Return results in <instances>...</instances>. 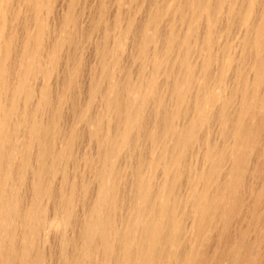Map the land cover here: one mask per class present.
<instances>
[{"label": "rangeland", "instance_id": "rangeland-1", "mask_svg": "<svg viewBox=\"0 0 264 264\" xmlns=\"http://www.w3.org/2000/svg\"><path fill=\"white\" fill-rule=\"evenodd\" d=\"M263 12L264 0H0L1 104L10 109L1 127L0 201L12 205L0 226V263L123 264L116 257L142 212L141 183L148 202L170 210V219L158 217L164 233L178 226L177 242L153 250L169 256L165 264H264V72L253 83L255 52L244 45ZM33 126L45 128L35 140ZM187 130L190 139L176 148L175 136ZM240 131L252 136L242 145ZM232 144L243 161L234 162ZM208 155L220 160L205 186ZM162 156L176 160L179 173L164 198L162 167L154 165ZM102 185L108 191L100 193ZM191 187L218 199L198 230L189 222ZM107 196L114 207L101 211ZM33 199L40 223L23 238L21 213ZM102 217L113 223L114 251L105 259L96 238L84 237Z\"/></svg>", "mask_w": 264, "mask_h": 264}, {"label": "bare ground", "instance_id": "bare-ground-1", "mask_svg": "<svg viewBox=\"0 0 264 264\" xmlns=\"http://www.w3.org/2000/svg\"><path fill=\"white\" fill-rule=\"evenodd\" d=\"M221 1V0H220ZM213 6V5H212ZM203 7V6H202ZM220 7V6H219ZM201 8V7H200ZM208 9V8H207ZM229 12H232V8H228ZM226 10V9H224ZM208 11H210L208 9ZM1 17V16H0ZM2 24V22H1ZM248 26V25H247ZM246 27H245V29ZM255 39L253 38V41H249L246 40L244 41V45L247 47H250L251 49L254 50L255 52V60L252 64V70L254 72V79H253V83H258V81L260 80L261 76L263 75L264 72V45H263V38H264V12L262 13V16L260 18V22L257 24V26L255 27ZM2 32V31H1ZM0 32V33H1ZM245 32V31H244ZM2 34V33H1ZM99 37V36H98ZM1 38V37H0ZM249 39V37H248ZM240 43V42H239ZM57 46V45H56ZM54 48V46H53ZM5 47L2 49V52L4 51ZM6 50V49H5ZM50 51V50H49ZM0 52H1V48H0ZM1 52V53H2ZM5 53V52H4ZM2 55V54H1ZM29 55V54H28ZM4 59L0 56V139H2V131H1V127H2V123L5 119L6 116H8L9 113V108H5V106L3 104H1V99L4 98V94L3 91L6 90L3 87V78H2V63H3ZM26 67V66H25ZM23 69V67H21ZM24 71V70H23ZM27 72H29V68L27 70ZM20 73V72H17ZM25 73V72H24ZM16 76V74H15ZM244 76V75H243ZM264 77V76H262ZM17 78V77H16ZM18 79V78H17ZM201 79V77H200ZM19 82V80H18ZM17 82V84H18ZM181 83V82H180ZM20 84V83H19ZM178 86V85H177ZM16 87V86H15ZM155 88V87H154ZM173 88V87H172ZM18 89L15 88V91ZM216 91V90H215ZM214 91V92H215ZM8 92V91H7ZM11 92V91H10ZM203 92V91H202ZM207 92V91H206ZM205 92V95H206ZM239 92V91H238ZM16 93H14L13 95H15ZM176 94V91H175ZM219 94V93H218ZM240 94L242 95L241 97V107L246 106V101H247V97H248V92L246 90H240ZM6 95V94H5ZM10 95V94H9ZM148 95V94H147ZM152 95V94H151ZM202 95V94H201ZM217 95V94H216ZM239 95V94H238ZM18 96V95H17ZM15 96V97H17ZM9 97V96H8ZM215 98V96H213ZM206 98V96H205ZM213 98V100H214ZM220 98V96H219ZM217 98V99H219ZM12 99V98H11ZM8 100V99H7ZM13 100V99H12ZM211 100V98H210ZM250 100V99H249ZM3 102V101H2ZM212 102V101H210ZM215 102V100H214ZM5 104V103H4ZM179 104V102H178ZM246 104V105H245ZM11 105V104H10ZM253 106V105H252ZM247 107V106H246ZM260 107V106H259ZM258 107V108H259ZM120 108V107H119ZM124 108V107H123ZM124 111V110H123ZM182 112V111H181ZM122 115V114H121ZM254 115V114H253ZM135 117V116H134ZM29 119V118H28ZM240 120V119H238ZM133 121V118L129 117L127 120V123L129 124V126H131V122ZM125 122H123L124 124ZM245 123V122H244ZM168 125V124H167ZM234 125V124H233ZM244 125V124H243ZM246 125V124H245ZM31 126V124L29 125ZM44 127V126H43ZM169 127V126H168ZM172 127V126H171ZM235 127V126H233ZM49 128V127H48ZM47 128V129H48ZM165 128V127H164ZM170 128V127H169ZM251 128V127H249ZM50 129V128H49ZM26 130V129H25ZM45 130L42 128L39 129H35L34 126L30 127L29 129L27 128V131L29 133V136L31 138H33L36 133H42V131ZM234 130V129H232ZM49 131V130H48ZM228 131V130H227ZM46 133V132H45ZM227 133V132H226ZM252 133L251 135H254V132L251 130ZM44 134V133H43ZM48 134V133H47ZM47 134H45L47 136ZM237 138H239L241 140L240 145L244 144V142H247L250 138H252V136H246V134L244 133H237ZM10 136V135H9ZM190 131H185L181 134H178L175 136V147L176 148H182L187 141L190 139ZM45 137V136H44ZM43 137V138H44ZM224 137H225V133H224ZM26 138V136H25ZM42 138V137H41ZM34 139V138H33ZM37 139V138H36ZM35 140V139H34ZM38 140V139H37ZM42 140V139H41ZM40 140V141H41ZM119 141V140H118ZM27 142V141H26ZM29 142V141H28ZM33 142V141H32ZM42 143V142H40ZM44 143V142H43ZM42 143V144H43ZM121 143V142H120ZM32 144V143H31ZM35 144V143H34ZM173 144V143H172ZM253 144V143H252ZM45 145V144H43ZM240 145L237 144H232L231 145V156L233 157V160L235 163H239L241 161H243V151L240 148ZM250 145V144H249ZM10 146V145H9ZM34 146V145H33ZM41 146V145H40ZM212 146V145H211ZM43 147V146H42ZM253 147V146H252ZM226 148V147H225ZM41 149V148H40ZM46 149V148H45ZM172 149V148H171ZM249 149V148H248ZM47 150V149H46ZM162 151V150H161ZM164 151V150H163ZM169 148H168V154H169ZM36 152V151H35ZM182 152V151H181ZM229 152V151H228ZM248 152V151H247ZM40 153V152H39ZM48 153V152H47ZM42 154V152L40 153V155ZM20 155V154H19ZM37 155V154H36ZM35 155V156H36ZM43 155V154H42ZM45 155V154H44ZM43 155V156H44ZM170 155V154H169ZM168 155V156H169ZM38 156V155H37ZM245 156V155H244ZM40 157V156H39ZM46 157V156H45ZM57 158V157H56ZM204 159V158H203ZM207 159L210 161V169L208 171V173L206 172H201L202 174L199 176L200 181L203 182V185L208 186L210 185L209 183H212V175L214 173H216L219 170V160L220 158L218 156H211L208 155ZM228 159V158H227ZM35 160V159H34ZM43 160V159H42ZM39 161V160H37ZM41 161V160H40ZM167 161V162H166ZM164 160L163 156L161 158H155L154 164L155 166H161L162 167V171H163V175H164V182L162 184V186L160 187V196L164 198V196L168 195V191L170 190V186H168V182L169 185L172 184L173 179L178 178L179 177V173H178V167L176 165V160ZM227 161V160H226ZM36 162V161H34ZM149 163V164H150ZM225 163V162H224ZM38 164V163H37ZM237 166V165H236ZM244 168V167H243ZM228 169V168H227ZM237 169V168H236ZM236 169L234 170L233 168V174L231 173V176L229 177V180H227V183L225 186L230 187L234 181V177L237 175L238 171H236ZM99 171V170H98ZM200 171V170H199ZM161 175V174H160ZM159 175V176H160ZM197 177V176H196ZM33 179H35L37 182V188H36V192L37 195L36 197L39 195L40 189H38V177H32ZM111 180V179H110ZM239 180V179H238ZM104 181V180H103ZM102 181V182H103ZM108 182V181H107ZM112 182V181H111ZM145 182V181H144ZM137 183V182H136ZM114 186V184H111V187ZM159 187V186H158ZM157 188V187H156ZM188 188V187H187ZM221 188V187H220ZM218 188V191L219 189ZM136 189V188H135ZM154 189V188H153ZM192 189V187L190 188V190ZM199 190V189H198ZM233 190V189H232ZM100 193L106 192L108 191L104 185H102L99 188ZM136 201L140 203V207L142 209V212L139 211L140 209H136L135 214H133V217L130 219L129 221V227H128V231L126 233V235L123 237V245L121 247H119L120 252L119 255L116 257L117 259H122L123 264H165V260L166 258L169 259V256L167 257L166 255L164 257H160L159 256V251L164 248L163 245L165 243L169 244H173L174 242H177L176 236L178 233V226L177 224H173L172 228L170 230V232L166 231L164 233V231L162 230V224L160 223V221H158V217L160 218H164V219H170L171 215L169 214L170 210H168L167 208V204L165 201H163V203H161L159 206L155 207L154 204L148 202L149 199V191L148 187L146 185H142L141 183L138 184V188L136 189ZM192 196L195 198L193 200V205L190 204V212L191 214H193V216L191 217V220L189 222H191V224H195V227L198 229H200L205 222V219L207 218L208 215H210L209 213L212 212V210L215 208V206L217 205V198H206V189L203 190H199L197 191L195 187H193L192 189ZM228 191V190H226ZM112 193V192H111ZM221 193V192H220ZM218 193V194H220ZM155 194V193H154ZM163 194V195H162ZM211 194V193H210ZM231 194V193H230ZM233 194V192H232ZM1 197V196H0ZM108 197V196H107ZM152 197V196H151ZM230 197V196H229ZM220 198V197H219ZM233 198V197H231ZM228 198V199H231ZM238 198V197H237ZM262 199V197H261ZM28 200V199H27ZM155 200V199H154ZM260 200V199H259ZM152 201V199L150 200ZM263 201V200H262ZM113 202L114 199L112 198V196H109L108 198H104L101 202V211H103L102 209L108 204V206L110 208H113ZM154 202V201H153ZM234 202V200H233ZM28 204V203H27ZM229 204V203H228ZM227 205V204H226ZM171 206V205H170ZM173 207V206H172ZM227 207V206H226ZM234 207V206H233ZM36 203L33 201H31L25 208L23 214L21 213V223L25 230H21V232L19 233V235L21 237L24 238V236H28L30 230H33L35 227H37L39 225V219L36 215ZM18 209V207H17ZM20 209V208H19ZM253 209V208H252ZM233 210V208H232ZM12 211V205L9 204L8 202H6L5 200L0 201V226L2 227L4 224L7 223V214L11 213ZM188 211V210H187ZM214 211V210H213ZM220 211V210H219ZM92 212V211H91ZM94 212V211H93ZM125 212V211H124ZM234 212V211H233ZM260 212V211H259ZM100 213V212H99ZM40 214V213H39ZM179 214V213H178ZM229 212H221V215L223 217H228ZM189 215V214H188ZM188 215L187 218H188ZM234 215V213L232 214ZM256 215V214H254ZM40 216V215H39ZM59 216V214H58ZM211 216V215H210ZM9 217L11 219H13V214L9 215ZM218 217V216H217ZM255 217V216H254ZM63 218V217H61ZM209 218V217H208ZM230 218V217H229ZM237 218V217H236ZM56 219V216H52V220ZM127 219V218H126ZM215 219V218H214ZM252 219V218H251ZM257 219V218H256ZM62 220V219H61ZM218 220V219H216ZM262 220V219H261ZM264 220V219H263ZM252 221V220H251ZM257 221V220H256ZM170 222V221H169ZM255 222V221H254ZM253 222V223H254ZM42 223V222H41ZM111 220L109 222V218H105L102 217V219L100 220L99 224H93L90 222V224H88L87 228L85 229L84 232V237L85 239H89L92 238V243L95 242V238L97 240L96 242V246L94 249H98L99 251H101L103 253V258L105 259V257H108L109 254L114 251L112 244H111V228L109 229V225L111 224ZM126 223V222H125ZM124 223V224H125ZM222 223V222H221ZM252 223V222H251ZM264 223V222H263ZM113 224V223H112ZM127 224V223H126ZM109 226V227H108ZM252 226V224H251ZM5 226H3L2 228H4ZM22 227V226H21ZM164 227V226H163ZM194 227V228H195ZM259 227V226H258ZM85 228V227H84ZM263 228V227H262ZM167 229V228H166ZM202 229V228H201ZM196 230V229H195ZM194 230V232H195ZM212 230V229H211ZM261 230V228H260ZM200 231V230H199ZM122 232V230H121ZM202 232V231H200ZM120 233V232H119ZM122 234V233H120ZM179 238V236H178ZM182 238V237H181ZM214 238V237H213ZM10 239V238H9ZM80 239V238H79ZM121 239V238H120ZM188 239V238H187ZM198 239V238H197ZM182 240V239H181ZM90 241V239H89ZM121 241V240H120ZM121 241V242H122ZM179 241V239H178ZM186 241V240H185ZM182 242V241H180ZM215 242V241H214ZM7 243V242H6ZM119 243V242H118ZM184 243V242H183ZM242 243V242H241ZM178 244V243H177ZM181 244V243H180ZM257 244V243H256ZM81 245V244H80ZM134 245L133 250L131 249V246ZM182 245V244H181ZM235 246V245H234ZM237 246V245H236ZM20 247V246H19ZM184 247V246H183ZM116 248V247H115ZM157 248L160 249L158 252H156L155 254L153 253V250ZM240 248V247H239ZM242 248V247H241ZM187 249V248H186ZM20 250V257L19 258H24L22 255H24V248L23 246L19 249ZM118 250V251H119ZM93 251V250H92ZM244 251V250H243ZM248 252V258L251 257V253L248 250H246ZM161 252V251H160ZM180 252V251H179ZM27 253V252H26ZM115 253V252H114ZM172 253V252H171ZM184 253V252H183ZM187 253V252H186ZM185 253V254H186ZM163 254V253H161ZM200 254V253H199ZM255 254V253H254ZM22 256V257H21ZM84 256V255H83ZM171 258V257H170ZM181 258V257H180ZM175 259V258H174ZM20 260V259H19ZM26 260V259H25ZM184 260V259H182ZM249 260V259H248ZM170 261V260H168ZM240 261V259H239ZM113 262V261H112ZM204 262V261H203ZM242 262V261H241ZM177 263V260L174 261V264ZM1 264V263H0ZM20 264V263H18ZM71 264V263H70ZM77 264V263H76ZM205 264V263H204ZM241 264H247L246 261L245 263H241Z\"/></svg>", "mask_w": 264, "mask_h": 264}]
</instances>
